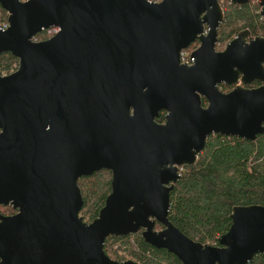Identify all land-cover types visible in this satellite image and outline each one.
Listing matches in <instances>:
<instances>
[{"label": "water", "instance_id": "obj_1", "mask_svg": "<svg viewBox=\"0 0 264 264\" xmlns=\"http://www.w3.org/2000/svg\"><path fill=\"white\" fill-rule=\"evenodd\" d=\"M257 3L264 26V0ZM0 6L8 22L0 54L18 59L0 75V205L16 210L0 211V264H140L104 250L108 236L134 233L182 264H247L264 253V204L234 205L216 244L168 218L181 167L210 135L254 141L264 132L263 36L241 30L217 50L219 0ZM52 25L57 33L34 39ZM196 40L194 62L181 63ZM252 80L260 85L238 83ZM102 169L111 171L110 192L87 222L78 179Z\"/></svg>", "mask_w": 264, "mask_h": 264}, {"label": "trees", "instance_id": "obj_2", "mask_svg": "<svg viewBox=\"0 0 264 264\" xmlns=\"http://www.w3.org/2000/svg\"><path fill=\"white\" fill-rule=\"evenodd\" d=\"M219 2L224 16L217 29V49L224 48L225 43L241 30L246 29L253 34L264 30L257 0L243 5H235L230 0ZM6 21L7 13L0 6V23ZM46 38V31L35 35L37 40ZM197 44L196 41L186 49L190 52ZM17 65L18 59L10 53L0 54V75L12 72ZM156 120L163 122L164 112ZM180 173L170 191L169 221L191 239L216 244L218 237L231 224L229 214L234 205L264 204V132L254 141L212 134L196 161L183 165ZM110 181L111 171L108 169L79 179L83 196L81 212L89 219L86 221H91L104 204L110 192ZM4 208L13 212L10 206ZM131 237L134 238L133 249L128 244ZM104 250L118 261L125 260L127 250L129 256L140 264H182L166 249L155 248L145 242L139 233L110 235L105 240ZM247 264H264V253L256 254Z\"/></svg>", "mask_w": 264, "mask_h": 264}, {"label": "built area", "instance_id": "obj_3", "mask_svg": "<svg viewBox=\"0 0 264 264\" xmlns=\"http://www.w3.org/2000/svg\"><path fill=\"white\" fill-rule=\"evenodd\" d=\"M150 1H160V0H150ZM7 27V22L0 23V28L5 29ZM208 27H205L203 29V34H206L208 32ZM47 36H51L59 31V27L56 25L49 26L46 30ZM180 62L186 65H190L194 62V57L191 56V52L183 49L180 51Z\"/></svg>", "mask_w": 264, "mask_h": 264}, {"label": "flooded vegetation", "instance_id": "obj_4", "mask_svg": "<svg viewBox=\"0 0 264 264\" xmlns=\"http://www.w3.org/2000/svg\"><path fill=\"white\" fill-rule=\"evenodd\" d=\"M250 1H252V0H250ZM262 17V16H261ZM263 19V18H262ZM261 23H262V26H263V21H261ZM263 29H264V26H263ZM244 30H246V29H244ZM249 31V30H248ZM249 34H250V37H252V38H255V37H257V36H263L264 37V30L263 31H260V32H258V33H256V34H253V33H251L250 31H249ZM247 37H249V36H247ZM196 42V41H195ZM192 43H194V42H192ZM191 43V44H192ZM221 49H223V48H221ZM220 50V49H219ZM239 84H241L242 86H245V87H248V88H255V87H257V86H259L260 85V82H257V81H255V80H252V81H250V82H247L246 84H243V83H240V82H238ZM234 86H235V84H232V85H228V84H222L221 85V90L223 91V92H228L229 90H231L232 88H234ZM202 103H203V106H206V104H207V102H206V100H202ZM227 137V136H226ZM228 138H230V137H228ZM82 178V177H81ZM80 179V178H79ZM79 179H78V182H79ZM79 184V183H78ZM1 207H4V206H1ZM10 208H12L11 206H10ZM12 210H13V212L12 213H14V212H16V210H14L13 208H12ZM12 213H8V214H12ZM4 214V213H3ZM157 224H159L160 226H159V229H161L163 226L160 224V223H158V222H156V224H155V227H156V225ZM158 229V230H159Z\"/></svg>", "mask_w": 264, "mask_h": 264}, {"label": "rangeland", "instance_id": "obj_5", "mask_svg": "<svg viewBox=\"0 0 264 264\" xmlns=\"http://www.w3.org/2000/svg\"><path fill=\"white\" fill-rule=\"evenodd\" d=\"M226 43H227V42H226ZM226 43H225V44H226ZM4 207H9V205H8V206H4ZM4 207H0V211H1L2 213H4V214H8V213H10V211H8L7 208H4ZM79 215H82L85 221H86V220H89V219L87 218V216H86L84 213L81 212V210H80ZM87 222H88V221H87ZM155 229L158 230L159 227H155ZM139 235H140V233H139ZM132 241H134V238H133V237H131L130 240L128 241V244H129V246H130L131 249H133V242H132ZM127 250H129V249H127ZM127 250H126L125 253H124L125 259L130 258V259L136 260V258H133V257L129 256V251H127ZM121 261H122V260H121ZM136 261H137V260H136Z\"/></svg>", "mask_w": 264, "mask_h": 264}]
</instances>
